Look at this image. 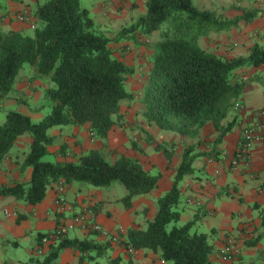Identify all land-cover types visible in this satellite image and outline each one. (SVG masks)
<instances>
[{
    "label": "trees",
    "instance_id": "obj_1",
    "mask_svg": "<svg viewBox=\"0 0 264 264\" xmlns=\"http://www.w3.org/2000/svg\"><path fill=\"white\" fill-rule=\"evenodd\" d=\"M2 8L0 2V14ZM255 16L250 11L228 19L215 11L200 10L194 0H149L146 15L118 34L124 38L162 32L161 40L150 47L153 67L141 96L147 122L192 137L211 124L219 133L216 143H221L238 124V118L224 123L245 87L242 80H235V72L264 65V46L255 45L247 58L227 60L203 49L200 39L236 27L242 21L250 22ZM35 17L39 25L32 36L20 31L5 32L0 19V97H8L20 71L31 66L36 68L37 78H49L54 85L47 91L51 113L40 123L16 110L7 113L6 121L0 125V164L19 137L30 134L32 144L24 167L32 169V180L27 185L0 187V197L13 196L38 205L53 184L78 182L109 188L120 183L127 189L121 201L131 208L134 198L153 192L162 178L160 172L147 171L137 159L120 155L110 161L104 153L110 133L124 125L123 102L134 99L125 86L135 69L115 56L112 45L119 39L110 38L99 28L81 0H45L38 4ZM87 124L92 137L103 141L101 149L84 152L76 162L62 165L44 160L56 145L51 129ZM153 142L157 151L172 158L166 145ZM62 147L64 151L65 146ZM203 156L211 155L197 153L191 147L184 150L172 188L158 200L156 217L145 229H130L125 248L159 253L167 264H213L210 234L194 231L196 219L179 225L180 184L195 172L194 162ZM93 209L97 210L96 205ZM261 220L264 227V208ZM258 241L259 238L246 244L251 247ZM64 248L79 251L81 261L85 260L84 253L100 249L88 240H65L36 263L55 264Z\"/></svg>",
    "mask_w": 264,
    "mask_h": 264
},
{
    "label": "crops",
    "instance_id": "obj_2",
    "mask_svg": "<svg viewBox=\"0 0 264 264\" xmlns=\"http://www.w3.org/2000/svg\"><path fill=\"white\" fill-rule=\"evenodd\" d=\"M45 0H0L3 8L0 14L1 27L5 32L20 31L32 34L39 21L35 10ZM149 0H81L99 28L110 38L119 39L113 43L115 56L135 72L129 77L128 85L134 99L127 101L129 106L138 107L132 111L122 104L123 126L116 127L109 136L108 147L117 149V155H126L137 159L143 167L152 173L160 172L162 178L158 187L147 195L139 196L127 208L121 201L106 192H94L81 183L66 185L65 199L72 210L63 212L57 203L58 185L49 187L45 200L38 205H30L13 196L0 197V264H37L50 252V248L59 246L62 241L88 240L100 249L94 253L81 254L73 248H64L55 264H167L159 253L140 250L129 254L122 245L112 244L99 234L75 229L64 238L43 247L41 237L55 231L58 226L78 214L85 207L96 205V220L106 230L115 234L119 228L126 232L130 229H145L158 213V200L173 186L178 168L182 163V154L186 148H194L197 153L211 156L199 157L194 162L195 172L187 175L180 184L181 201L179 211L184 225L197 220L196 231L210 234L214 252L210 257L213 264H250L264 261V227L261 211L264 208V65L245 67L235 72V80H242L245 87L238 101L242 108L234 109L225 120V124L238 118L236 127L221 143H216L219 133L211 124L201 129L196 137L174 134L160 143L166 145L173 156L168 159L164 152L156 150L155 138L143 142L142 150L149 156H139V147L130 148L128 133L145 138L141 131L147 123L143 116L145 107L141 101L143 88L153 67L150 47L161 40L162 32L151 36L141 33L124 38L118 34L133 25L147 13ZM202 11H215L219 16L235 19L245 12H255L250 22L242 21L236 27L213 32L200 39V45L209 53L227 60L247 58L255 45L264 46V0H194ZM21 17L24 20H21ZM54 85L49 78H37L34 67H24L17 77L15 89L6 98L0 97V111L3 120L9 111H19L32 118L49 104L47 91ZM138 101V102H137ZM50 105V104H49ZM138 121L141 123L139 125ZM137 123V127L133 123ZM256 127L261 139L256 142L248 163L238 167L232 165L233 157L243 138L245 130ZM89 124L74 127L66 131L55 127L50 134L56 137V145L50 148L53 163L62 165L76 162L82 153L92 149H101L103 143L91 136ZM176 137V138H175ZM175 138V140L173 139ZM135 139L134 141L138 140ZM62 143L67 144L69 152L60 154ZM96 143V144H95ZM32 144V138L21 136L9 156L0 164V187L18 183L29 184L32 169L24 167V161ZM126 148V149H125ZM118 158H113L115 161ZM166 192V193H165ZM141 197V198H140ZM143 204L141 208L136 203ZM3 212L4 216L1 215ZM235 238L240 254L234 260L226 261L222 252L227 240ZM258 243L248 246L246 242ZM108 244V246L106 245ZM108 248V249H106ZM43 249V254L39 250ZM96 251V252H95ZM103 260V261H102Z\"/></svg>",
    "mask_w": 264,
    "mask_h": 264
},
{
    "label": "built area",
    "instance_id": "obj_3",
    "mask_svg": "<svg viewBox=\"0 0 264 264\" xmlns=\"http://www.w3.org/2000/svg\"><path fill=\"white\" fill-rule=\"evenodd\" d=\"M21 20H24L21 17ZM242 108L241 104L236 103L235 109ZM261 139L260 134L258 133L256 127H249L245 130L243 134V138L239 144V147L233 157L232 165L234 167H238L241 163H248L251 159V151L256 144ZM65 189L66 186L63 183H59L58 185V193L59 198L57 203L60 206V209L63 212H69L72 210L71 206L65 199ZM97 214L93 208L85 207L78 214H73V216L65 221L63 224L58 226V228L45 235L41 244L43 247L50 245L51 243L59 240L63 236H66L69 232L75 229H82L88 232H96L103 238L110 241L112 244L124 245L126 241L127 232L124 228H119V230L112 234L108 230L104 229L96 220ZM129 254H136L138 251L132 247L126 248ZM39 254H43V249L39 250ZM240 254V248L235 240V238H231L227 240L226 246L222 252V257L226 261L234 260ZM164 262V261H163Z\"/></svg>",
    "mask_w": 264,
    "mask_h": 264
},
{
    "label": "rangeland",
    "instance_id": "obj_4",
    "mask_svg": "<svg viewBox=\"0 0 264 264\" xmlns=\"http://www.w3.org/2000/svg\"><path fill=\"white\" fill-rule=\"evenodd\" d=\"M26 35H30V36H32L33 34H34V32L32 33V34H28V33H25ZM26 67H29L30 68V66H26ZM144 87V84H141L140 85V87L141 88H143ZM125 88H126V90L127 91H131L130 90V87H129V85L127 84L126 86H125ZM138 102V101H137ZM124 106L125 107H127V106H129V104H128V102L127 101H125L124 102ZM127 108H129L131 111H132V109L135 111L136 110V108H138V107H134V106H131V107H127ZM138 110H140L139 108L137 109V111ZM51 113V107H50V105L49 104H47L45 107H44V109H43V111L41 112V113H39L38 115L36 114V115H33L32 116V121L34 122V123H40L45 117H47L49 114ZM144 117H145V115H143ZM4 118H3V115H2V112L0 111V125H2L4 122H5V120H3ZM6 119V118H5ZM138 123H139V125H141V123L138 121ZM146 125L143 127V128H141V131H143L145 134H146V137L145 138H141V139H138L137 137H138V135L136 136L135 134H133L132 133V131H136V130H132V131H130L129 133H128V138L127 139H129V141H128V143H129V145H130V147L129 148H127V150H129L130 148L133 150V152L135 151V147H134V144H136V146L137 147H139L140 145H142V143L143 142H146V143H148L150 140H152L153 138H155L156 140H158L159 142L161 141H163V140H165V139H169L171 136H173L174 134H176V133H174V132H171V131H166V130H163V129H161L156 123H154V122H151V121H148L147 122V120H146ZM134 125H135V127H137V123H133ZM118 127V126H117ZM64 128V130H66V131H71V130H73V126H67V127H63ZM119 128H120V126H119ZM116 129H118V128H116ZM238 131H239V126H237L236 127V131H234V133L235 134H237L238 133ZM24 136H26V138L27 137H29V138H32V136L30 135V134H25ZM91 136H92V133H91ZM176 138V137H175ZM175 138H173L174 140H175ZM135 139H138V140H136V141H134ZM95 140H98V141H100V142H102L103 143V141H101V140H99V139H95ZM96 144V143H95ZM62 146H65V149H64V151H63V149H60V154H62V155H66L67 154V152H69V149L67 148L68 146H67V144H63L62 143ZM143 146V145H142ZM103 147V146H102ZM63 148V147H62ZM126 149V148H125ZM139 149H140V151H139V156L141 157V156H149V154H148V152L146 151L145 152V150H142L141 149V147H139ZM104 153H105V155L108 157V159H110V161H114L113 160V158H118V155H117V153H118V151H117V149H113V150H110L109 149V147H106V148H104ZM45 161H50V162H53V161H55V157L54 156H52V155H48L47 157H45V159H44ZM153 174H157V173H153ZM82 185H84V186H86V188L88 189V190H90V191H94V192H106L107 194H109V195H113L115 198H124L126 195H127V189L124 187V185H122V184H120V183H115V184H113L111 187H109V188H99V187H94V186H92V185H90V184H84V183H81ZM166 193V192H165ZM165 194H164V192H163V196H164ZM162 196V197H163ZM141 198V197H140ZM136 199H139V196L138 197H136V198H134V200L133 201H135ZM136 205H139V203L137 202L136 203ZM142 205L143 204H140L139 205V208H141L142 207ZM159 209V208H158ZM1 215H3L4 216V214H3V212L1 213ZM179 224H180V222H179ZM194 231H196V226H195V228H194ZM198 232V231H197ZM103 261V260H102Z\"/></svg>",
    "mask_w": 264,
    "mask_h": 264
}]
</instances>
